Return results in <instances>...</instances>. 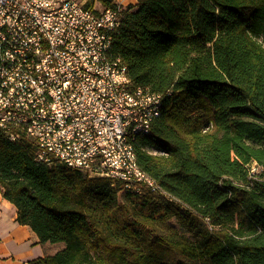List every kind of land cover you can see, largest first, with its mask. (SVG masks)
Listing matches in <instances>:
<instances>
[{
    "label": "trees",
    "instance_id": "1",
    "mask_svg": "<svg viewBox=\"0 0 264 264\" xmlns=\"http://www.w3.org/2000/svg\"><path fill=\"white\" fill-rule=\"evenodd\" d=\"M112 51L162 94L134 150L159 189L37 161L0 131L2 196L59 245L27 264H264V0H137Z\"/></svg>",
    "mask_w": 264,
    "mask_h": 264
},
{
    "label": "built area",
    "instance_id": "2",
    "mask_svg": "<svg viewBox=\"0 0 264 264\" xmlns=\"http://www.w3.org/2000/svg\"><path fill=\"white\" fill-rule=\"evenodd\" d=\"M112 1L0 0V131L31 138L37 161L157 190L134 150L162 94L135 84L112 54L124 2Z\"/></svg>",
    "mask_w": 264,
    "mask_h": 264
},
{
    "label": "crops",
    "instance_id": "3",
    "mask_svg": "<svg viewBox=\"0 0 264 264\" xmlns=\"http://www.w3.org/2000/svg\"><path fill=\"white\" fill-rule=\"evenodd\" d=\"M37 237L29 226L16 221L15 206L0 190V264H27L55 250L56 244H43Z\"/></svg>",
    "mask_w": 264,
    "mask_h": 264
},
{
    "label": "rangeland",
    "instance_id": "4",
    "mask_svg": "<svg viewBox=\"0 0 264 264\" xmlns=\"http://www.w3.org/2000/svg\"><path fill=\"white\" fill-rule=\"evenodd\" d=\"M91 1H92V3H94L95 7H97V8H99L101 6V4L98 2L99 0H97L96 2H94V0H91ZM136 1L137 0H132L131 3L134 4L133 2L136 3ZM129 2H130V0L124 1L123 5H122V8H124L125 6H129L130 5ZM253 166L255 167L254 170H258V171L261 170V168L258 165H256V164H254ZM54 247L56 249V248L59 247V245H54Z\"/></svg>",
    "mask_w": 264,
    "mask_h": 264
},
{
    "label": "bare ground",
    "instance_id": "5",
    "mask_svg": "<svg viewBox=\"0 0 264 264\" xmlns=\"http://www.w3.org/2000/svg\"><path fill=\"white\" fill-rule=\"evenodd\" d=\"M123 1H127V0H123Z\"/></svg>",
    "mask_w": 264,
    "mask_h": 264
}]
</instances>
